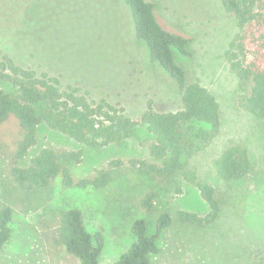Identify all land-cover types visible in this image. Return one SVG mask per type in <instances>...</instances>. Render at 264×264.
Listing matches in <instances>:
<instances>
[{
  "label": "rangeland",
  "instance_id": "374dc122",
  "mask_svg": "<svg viewBox=\"0 0 264 264\" xmlns=\"http://www.w3.org/2000/svg\"><path fill=\"white\" fill-rule=\"evenodd\" d=\"M162 26L190 38L192 55L175 52L189 79L215 97L220 110L218 132L188 160L187 168L211 184L224 198L218 218L195 225L173 222L157 239L151 264H264V118L254 116L243 100L238 78L224 52L237 32V22L221 0H149ZM20 15L9 13L0 23V59L56 76L93 103L105 102L135 122V133L121 143L82 144L44 124L24 163L41 147L80 149L69 163L74 177H88L105 168L109 180L100 188L66 187L59 178L42 188L25 189L11 180L0 147V207L9 205L11 236L0 250V264H76L53 238L59 212L81 210L86 228L100 231L99 264H109L129 247L131 224L142 217L154 233L162 211L204 215L207 204L197 188L178 178L177 185L159 189L139 167L153 161L147 144L153 139L141 115L147 110L181 107L180 91L149 57L135 37L131 12L123 0H26ZM0 87L10 86L0 82ZM230 142L249 150L251 170L242 179L225 181L215 171V159ZM113 160L120 161L118 166ZM179 187V191L175 190ZM156 193L146 213L140 198Z\"/></svg>",
  "mask_w": 264,
  "mask_h": 264
},
{
  "label": "trees",
  "instance_id": "16d2710c",
  "mask_svg": "<svg viewBox=\"0 0 264 264\" xmlns=\"http://www.w3.org/2000/svg\"><path fill=\"white\" fill-rule=\"evenodd\" d=\"M26 0H0V23L9 13L20 15ZM232 14L238 30L224 52L230 69L238 78L243 100L248 110L264 118V0H221ZM128 6L137 40L147 47L150 60L172 79L180 91L181 107L174 111L147 110L141 122L153 139L147 151L153 161L139 160L149 180L159 189L177 185L180 177L194 185L207 204L208 211L200 215L177 210L172 216L162 211L155 222L154 233L148 232V220L136 218L131 224V243L119 258L109 264H151L150 256L159 250L157 239L161 231L173 222L201 225L215 221L220 215L224 198L209 183L198 179L187 168L188 160L210 142L220 124L219 105L214 95L197 81L189 79L186 70L175 59V52L189 57L190 38L165 29L155 14V4L149 0H123ZM0 147L11 180L19 186L42 188L59 178L62 185L79 189L100 188L108 183L109 172L100 168L88 177H74L69 163L79 161L80 149L41 147L24 163L28 151L36 143L40 124L58 131L82 144L121 143L135 133V122L116 112L105 102L93 103L78 88L62 86L56 76L37 73L13 61L0 59ZM118 166L120 161L113 160ZM215 171L225 181L242 179L251 170L250 154L241 142L228 143L215 159ZM175 190L179 191L177 186ZM156 193L151 189L140 198L146 213L154 207ZM13 211L0 207V250L11 236ZM53 238L76 264H99L103 247L100 231L90 232L78 207L59 212L53 225Z\"/></svg>",
  "mask_w": 264,
  "mask_h": 264
}]
</instances>
